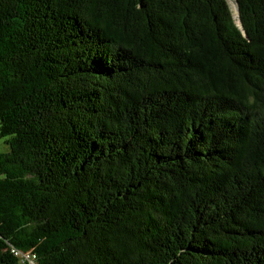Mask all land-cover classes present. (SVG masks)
Here are the masks:
<instances>
[{"label":"trees","instance_id":"16d2710c","mask_svg":"<svg viewBox=\"0 0 264 264\" xmlns=\"http://www.w3.org/2000/svg\"><path fill=\"white\" fill-rule=\"evenodd\" d=\"M235 1L0 0V264H264V0Z\"/></svg>","mask_w":264,"mask_h":264},{"label":"rangeland","instance_id":"374dc122","mask_svg":"<svg viewBox=\"0 0 264 264\" xmlns=\"http://www.w3.org/2000/svg\"><path fill=\"white\" fill-rule=\"evenodd\" d=\"M229 7L231 9V12L234 16V18L237 20V22L239 23V10H238V6L235 0H227ZM6 150V146L4 145V141L0 140V152L5 151Z\"/></svg>","mask_w":264,"mask_h":264},{"label":"built area","instance_id":"2783aa9c","mask_svg":"<svg viewBox=\"0 0 264 264\" xmlns=\"http://www.w3.org/2000/svg\"><path fill=\"white\" fill-rule=\"evenodd\" d=\"M28 260H30L29 256H28ZM29 262H30V264H34V261H33V259H32V260H30Z\"/></svg>","mask_w":264,"mask_h":264}]
</instances>
